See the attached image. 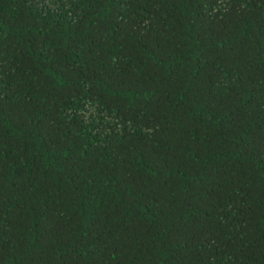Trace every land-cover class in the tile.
Listing matches in <instances>:
<instances>
[{
  "label": "trees",
  "instance_id": "1",
  "mask_svg": "<svg viewBox=\"0 0 264 264\" xmlns=\"http://www.w3.org/2000/svg\"><path fill=\"white\" fill-rule=\"evenodd\" d=\"M0 264H264V0H0Z\"/></svg>",
  "mask_w": 264,
  "mask_h": 264
}]
</instances>
